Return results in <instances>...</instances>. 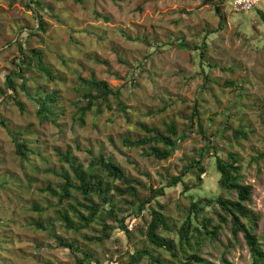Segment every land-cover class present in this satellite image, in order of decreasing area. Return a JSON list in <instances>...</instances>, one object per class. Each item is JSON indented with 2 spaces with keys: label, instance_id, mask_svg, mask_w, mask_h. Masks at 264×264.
Here are the masks:
<instances>
[{
  "label": "rangeland",
  "instance_id": "1",
  "mask_svg": "<svg viewBox=\"0 0 264 264\" xmlns=\"http://www.w3.org/2000/svg\"><path fill=\"white\" fill-rule=\"evenodd\" d=\"M37 1L47 8L41 18L32 0H0V119L7 124H0V264H75L74 253L58 246L54 234L92 252L101 264L127 263L130 253L144 247L165 264H179L147 240L155 203L127 222L130 239L118 233L101 244L87 240L85 236L99 235L98 221L80 232L67 229L57 217V197L42 190L58 189L63 169L74 176L58 151L77 157L84 169L92 156L112 158L146 185L138 187L142 199L149 196L150 185L159 187L167 175L176 176L199 159L208 143L223 158L238 153L242 182L253 187L247 207L264 249V23L255 10L264 9V0L250 10L236 9L234 0ZM41 22L44 31L39 30ZM29 49L43 51L53 76L32 62L25 70L26 91L18 80L14 92L6 87V77L17 68L14 61L31 55ZM91 77L106 80L121 95L111 97L110 106L95 105L80 125V78ZM53 92L57 116L41 118L38 98ZM168 122L186 138L167 160L123 143L145 135L141 123L164 130ZM238 129L247 137L236 139ZM12 131L27 142L31 151L26 159L16 155ZM202 166L200 184L195 175H188V191L181 183L158 198L174 228L185 219L192 195L237 198L235 191L219 187L213 148L205 153ZM74 195L73 202L82 199ZM208 216L215 215L209 211ZM201 242L199 248L194 246L208 264H225L224 258L232 264L252 263L243 234L235 240L229 224L216 240Z\"/></svg>",
  "mask_w": 264,
  "mask_h": 264
},
{
  "label": "trees",
  "instance_id": "2",
  "mask_svg": "<svg viewBox=\"0 0 264 264\" xmlns=\"http://www.w3.org/2000/svg\"><path fill=\"white\" fill-rule=\"evenodd\" d=\"M32 2L37 4L41 18L42 13L46 12L47 8L41 7L40 1L32 0ZM26 5L31 8L29 1L26 2ZM255 10L264 23V9L257 6ZM39 30H45L43 22L40 23ZM29 51L31 55L25 56L28 60L19 58L18 63L14 61L17 68L6 77V87L14 92L17 90L18 80H21L18 86L26 91L28 79L25 77V70L32 65V62H35L38 71L48 77L53 76L50 66L44 62L43 51L39 49H29ZM200 54L201 58L205 57V51H201ZM80 87L82 99L77 110V121L80 125L85 124L86 115L93 110L95 105L110 106L111 97L119 98L121 95L120 89L115 90L106 80H98L95 77L80 78ZM42 95L44 94L38 98L39 116L41 118H49L50 116L56 118L55 109L58 107L56 92ZM17 105L22 111L24 110L21 101H17ZM193 117L197 121L200 131L203 132L200 118L197 114H193ZM0 124L7 126L3 119H0ZM140 126L145 135L134 140L125 138L123 140L124 145L131 148H147L146 155L153 156L159 161L169 159L179 147V142L186 138L184 133H179L174 122L166 123L164 130L155 126H148L145 123H141ZM10 134L13 138L16 155L21 159H26L28 152L31 151L27 142L21 140V134L18 132L12 131ZM234 136L236 139H239V136L246 138L247 133L238 129L234 131ZM211 148L215 150V167L219 173L220 189L235 191L237 198L233 200L223 195L216 197L202 196L201 194L192 195V201L186 211L185 219L180 225H175L174 228L169 224L163 212L164 205L158 201V198L166 194L167 188L176 187L181 183L185 184L184 190L188 191L189 187L185 183V178L188 175H195L196 184H200V176L205 172L202 159L205 153L210 152ZM58 154L62 161L69 165L74 176H71L68 170L63 169L59 173L62 182L57 186L58 189L48 186L42 190H48L57 197L60 205L56 211L57 217L67 229L80 232L82 229L89 228L94 222L100 223L102 228L99 235L85 236L87 240L101 244L118 233L125 236L126 239H130L131 232L127 227V222L132 217L139 216L149 204L155 203L156 208L150 211L151 219L145 233L147 240L151 245L167 252L179 264H208L207 260L199 254L197 248L200 247L204 238L216 240L218 234L227 224L230 225V231L235 240L240 233L243 234L251 254V264H264V249L254 233L253 219L247 207V203L251 200L253 187L242 182L243 175L238 153L228 152L227 157L223 158L218 155L216 147L208 143L199 153V159L192 160L178 175L172 177L167 175L159 187L155 188L150 185V194L143 199L139 197L138 187L146 188V185L140 179L128 175L124 168L112 158L102 154L92 156L89 168L84 169L83 165L78 163L77 157H72L71 153L58 151ZM114 181H119V184L113 183ZM75 192L80 194L82 199H75L73 202ZM118 196L121 197L119 201L124 202L125 206L127 205L126 208L115 200ZM209 211L213 212L215 216H208ZM243 219H247L248 224ZM37 227L43 229L44 226L37 224ZM161 231L172 233L177 240L175 237L162 235ZM54 238L58 246L74 253L75 264H92V262L101 264L92 252L81 249L75 242H69L56 234H54ZM78 252L82 254L81 257L78 256ZM144 260H148V264H165L161 256L155 255L147 247L130 253L128 262L124 264H142ZM224 263L232 264L225 258Z\"/></svg>",
  "mask_w": 264,
  "mask_h": 264
},
{
  "label": "built area",
  "instance_id": "3",
  "mask_svg": "<svg viewBox=\"0 0 264 264\" xmlns=\"http://www.w3.org/2000/svg\"><path fill=\"white\" fill-rule=\"evenodd\" d=\"M260 0H234L236 9L250 10L259 4Z\"/></svg>",
  "mask_w": 264,
  "mask_h": 264
}]
</instances>
